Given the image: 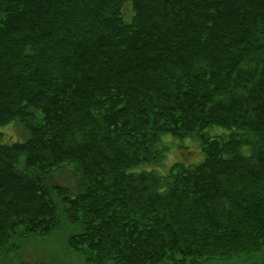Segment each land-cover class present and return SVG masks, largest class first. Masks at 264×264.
<instances>
[{"label": "trees", "instance_id": "obj_1", "mask_svg": "<svg viewBox=\"0 0 264 264\" xmlns=\"http://www.w3.org/2000/svg\"><path fill=\"white\" fill-rule=\"evenodd\" d=\"M164 134L203 159L147 168ZM62 231L94 264L264 261V0H0V249Z\"/></svg>", "mask_w": 264, "mask_h": 264}, {"label": "rangeland", "instance_id": "obj_2", "mask_svg": "<svg viewBox=\"0 0 264 264\" xmlns=\"http://www.w3.org/2000/svg\"><path fill=\"white\" fill-rule=\"evenodd\" d=\"M11 123L3 128L10 127ZM223 128L219 126L209 127L211 134L220 132ZM8 132H14V135L22 134L21 127L14 125L7 129ZM18 138V137H17ZM164 141L170 143V149L166 153L167 166L159 163L146 165L147 168H155L164 171L173 161L178 158H184L186 164H193L201 161L204 153L201 148L200 139L197 135H191L184 138L164 134ZM189 147L190 151L178 152ZM187 150V149H186ZM68 234L64 231L52 233L50 235H32L29 238L19 241L13 240V244L0 249V264H94L85 261L82 253L74 251L67 242ZM105 264H113L108 262ZM171 264V263H170ZM202 264H264V261L256 255L214 259Z\"/></svg>", "mask_w": 264, "mask_h": 264}]
</instances>
